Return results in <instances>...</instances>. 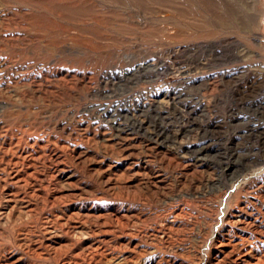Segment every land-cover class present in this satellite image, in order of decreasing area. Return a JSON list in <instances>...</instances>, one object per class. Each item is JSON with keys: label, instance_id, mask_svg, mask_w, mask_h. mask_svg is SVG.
Instances as JSON below:
<instances>
[{"label": "rangeland", "instance_id": "374dc122", "mask_svg": "<svg viewBox=\"0 0 264 264\" xmlns=\"http://www.w3.org/2000/svg\"><path fill=\"white\" fill-rule=\"evenodd\" d=\"M0 264H264V0H0Z\"/></svg>", "mask_w": 264, "mask_h": 264}]
</instances>
